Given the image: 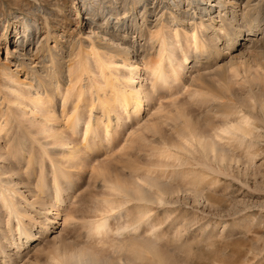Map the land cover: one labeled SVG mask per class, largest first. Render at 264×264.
I'll use <instances>...</instances> for the list:
<instances>
[{
  "label": "rangeland",
  "instance_id": "rangeland-1",
  "mask_svg": "<svg viewBox=\"0 0 264 264\" xmlns=\"http://www.w3.org/2000/svg\"><path fill=\"white\" fill-rule=\"evenodd\" d=\"M145 1L0 0V264H264V0L238 20L252 41L224 44L184 3V24L159 2L142 23ZM123 12L146 37L125 43L145 42L162 76L141 61L131 75L105 47L102 21ZM26 22L30 64L17 65L7 51ZM132 87L138 109L120 102ZM241 120L247 133L225 130ZM134 184L155 198L119 187Z\"/></svg>",
  "mask_w": 264,
  "mask_h": 264
},
{
  "label": "bare ground",
  "instance_id": "bare-ground-1",
  "mask_svg": "<svg viewBox=\"0 0 264 264\" xmlns=\"http://www.w3.org/2000/svg\"><path fill=\"white\" fill-rule=\"evenodd\" d=\"M260 1L261 0H146L145 2H143L142 4V10H141V19H142V23L145 22L144 20L146 19V22L147 21V16H145V14L151 11L154 10V7L157 5V3H163L161 8H166V9H172V8H176L178 9L179 12H176V14L172 17V22L175 21V24H177L178 22H181L182 24H184V16L181 15V12H185V9L182 8L183 6V3L187 6H190V8L194 7V9L192 11H189V15H190V20L191 22L195 19V18H198L199 22L198 24L199 25H203L205 27H209V28H212V29H215V34H217V36L215 37V40H217L219 43H223L224 42H228V41H232V40H237L238 37H240V35H243L242 37V40L243 41H252V36H253V33L251 32V29H249L248 27H246V29L244 30L243 27L239 28V22L238 20L242 19L243 17H245V7L248 9L250 8H254L255 9V5H258L260 4ZM261 6V4H260ZM212 7H217L219 8L217 11H216V15L217 16V20H215L213 18V16H210L208 15L207 18H203L204 15L208 14L209 12H212ZM259 7V6H258ZM228 8V9H227ZM181 10V11H180ZM247 10V9H246ZM224 11V12H223ZM243 11V12H242ZM170 13V12H169ZM172 13V12H171ZM170 13V14H171ZM163 14V13H162ZM245 15V16H244ZM125 12H123V18L120 19V17H115L116 18V23L114 24V27L110 26V20L109 18H104L105 20H103L102 22H105V25L102 29V32L104 33V35H107V40L105 41V47L108 48L109 51L111 52H114L116 53L117 55L121 56V61L123 64H125L126 66L129 65L130 67V71H131V75L133 76H136L138 75L140 72L139 70V67H138V64L139 62H143V67L142 68H146V66L148 67V64H149V70L151 72V74H153L155 72L156 75H159L158 73L161 74V69H157L156 67L158 66H155V68L159 71H156L154 67H150V63H153L154 60H157L154 58L153 60V57L152 55H150V50H149V46L148 47V50L147 49H144V44L145 42L143 43V45H136L134 46V39L131 40V42L129 44H126L125 43V40L128 39V36L133 32L135 33V28L137 26V22L135 21V17H132L134 18V20H132L131 23L128 24V22L125 19ZM160 17V16H159ZM171 17V16H170ZM92 18V17H91ZM194 18V19H193ZM86 19V16H84L83 14H81V16L79 17V19L77 20V23H78V26L79 27H82V25L85 23ZM93 19V18H92ZM158 19V18H157ZM156 19V21H157ZM88 20V19H87ZM206 21V22H204ZM214 22V23H213ZM216 22H218V25H213V24H216ZM92 24H94L92 21H91ZM119 23V24H117ZM151 23V22H150ZM212 23V24H211ZM96 24V23H95ZM187 24V23H186ZM195 24H197L195 22ZM133 25L135 26V28H133ZM154 25V24H153ZM23 34L18 35V32H15V35L17 36V39L15 41H11L12 43V47L7 51V54L8 53H12V52H18L17 54V59H18V64L17 65H21V64H30V62H27V56L26 54H24L23 50L25 49L26 50V44L28 41L32 40L34 37H35V31L37 29L36 27V24L35 22H26L23 24ZM98 26V24L96 25ZM142 26V24H141ZM138 27V26H137ZM192 27V26H191ZM91 28V27H90ZM89 28V32H90V29ZM142 28V27H141ZM39 29V28H38ZM139 29V28H138ZM144 29V28H143ZM211 29V30H212ZM25 30H30V32H28V34H24V31ZM159 30V29H158ZM196 30V29H195ZM195 30H194V24H193V35H195ZM137 31V30H136ZM214 31V30H213ZM158 32V31H157ZM155 32V33H157ZM221 33V34H218ZM46 33V32H45ZM139 37H142V39H144V35L145 34H142L141 33V29L137 31ZM162 34V33H161ZM158 35V34H157ZM148 36V35H147ZM215 36V35H214ZM149 37V36H148ZM169 37V36H168ZM43 38V37H42ZM102 38V37H101ZM100 38V39H101ZM146 38V37H145ZM162 38V39H161ZM161 38H159L156 43H160L162 44L163 43V35L161 36ZM212 38V37H211ZM19 40V41H18ZM167 40V39H166ZM145 41V39H144ZM154 42V40H152ZM165 41V40H164ZM169 41V40H168ZM10 42V41H9ZM148 42V40L146 41ZM211 42V41H210ZM166 43V42H165ZM163 43V44H165ZM140 44V43H139ZM155 43H153L154 45ZM209 44V43H208ZM212 44V43H211ZM239 44H242L244 45V42L240 43ZM8 45V44H7ZM36 48H41L40 47V44H39V41H36ZM148 45V43L146 44ZM152 45V46H153ZM171 45V44H170ZM47 45H45L46 47ZM160 46V45H159ZM171 47V46H170ZM169 47V49H170ZM48 48V50L50 49L49 47H46ZM152 48V47H150ZM164 48H167L166 46L163 47ZM42 49V48H41ZM171 50V49H170ZM205 50V49H204ZM38 51V50H37ZM51 51V49H50ZM147 51V52H146ZM158 51L160 52H163L162 49H159L158 48ZM166 51V50H165ZM169 52L168 50L166 51V53H164V56H162L161 54H158V55H155L157 56L159 59L158 60H161V59H165V54H167L166 57H169L170 54L167 53ZM212 52V51H211ZM155 53V52H154ZM158 53V52H157ZM171 53V52H170ZM55 54V53H54ZM53 54L52 52V55L49 59H52V57H55V55ZM58 54V53H57ZM223 54L224 51H223ZM49 55V56H50ZM69 55V52L66 56ZM20 56V57H18ZM22 57V58H21ZM65 57V56H64ZM56 58V57H55ZM61 58V57H60ZM171 58V57H170ZM105 59V58H104ZM53 60V59H52ZM55 61V60H54ZM64 61V60H63ZM106 61V60H105ZM102 62V61H101ZM159 62V61H158ZM169 62V61H168ZM59 63V62H58ZM156 63V61H155ZM154 64V63H153ZM158 65V64H157ZM152 66V65H151ZM30 67V66H29ZM55 67V66H54ZM181 67V66H180ZM144 68V70H146ZM114 69V68H113ZM176 69H179V67H177ZM10 70V66L9 64L8 65H0V75H2L3 78H5V76L7 75V73L9 72ZM115 70H116V67H115ZM11 71V70H10ZM90 71V70H89ZM147 71V70H146ZM179 71V70H177ZM148 72V71H147ZM149 73V72H148ZM155 75V76H156ZM163 75V73L161 74V76ZM175 75V74H174ZM70 76V75H69ZM158 77V76H156ZM124 78V77H123ZM119 79V78H117ZM125 81H127V77L125 76ZM163 80V79H162ZM168 80V79H167ZM118 81V80H117ZM121 81H124V80H121ZM119 80V82H121ZM164 81V80H163ZM98 83V82H96ZM131 83V82H129ZM99 84V83H98ZM30 86H33V84L31 85L30 83L28 84ZM54 86V89L56 88L57 86V81H56V84L53 85ZM99 87L101 86V84L98 85ZM97 88V87H95ZM101 89V88H100ZM98 90V89H97ZM123 95H122V92H121V96L122 99L120 100L121 104L123 105L124 108H126V106H128V104L132 103V108L134 109H138L140 104H141V101H140V90L138 89H135L132 87V89H130L129 91H126L124 90L123 91ZM132 97H131V95ZM120 96V95H118ZM121 98V97H120ZM132 98V99H130ZM129 99L131 100V102H129ZM114 102V101H113ZM117 102V101H116ZM118 103V102H117ZM111 104V103H110ZM115 104V103H114ZM228 127V129H227ZM225 128V130L229 131H240L241 133L242 132H248L247 129L245 128V126L242 124V120L240 122H236V123H233V124H229ZM85 133V132H84ZM86 134V133H85ZM84 134V135H85ZM245 134V133H244ZM206 148L210 147L209 150L212 151L214 147V145H212L210 142H202ZM206 150V149H205ZM221 155V154H220ZM219 158H223V156L221 155V157L219 156ZM0 181H1V178H0ZM149 183L152 184V182L150 181ZM157 183V182H156ZM159 184V182H158ZM158 184H155V185H158ZM163 185L162 183L160 184V186ZM117 186V185H116ZM119 186V185H118ZM117 186V187H118ZM165 186V185H164ZM121 187V191H124V192H127L128 194H131V195H134L136 198L138 199H142L145 201L148 202V200H152L154 199L155 195H149V192H147L146 190L140 188L139 186H137V184H134L133 187H130V188H127V187H124V186H119ZM159 187V186H158ZM4 188V187H3ZM160 188V187H159ZM7 189V188H5ZM160 190H162V192L164 191L162 188H160ZM166 190V189H165ZM6 191V190H4ZM160 192V191H159ZM158 192V194H159ZM5 192H3L2 189H0V199L2 200V204L6 207V209L9 207L8 205L10 204V200H8L7 198H4L2 196H4ZM11 196V195H10ZM133 196V197H134ZM159 196L157 195L156 199H159L160 200V197L158 198ZM155 199V200H156ZM154 200V201H155ZM3 206V207H4ZM4 207V208H5ZM7 211H9V213L11 212L10 209H7ZM8 212H7V218H10L8 217V215H10ZM12 217L14 218V220L17 219V230L18 231V234L19 236H17V239L20 238L21 235H25V237H27V231L25 230L24 228V224L19 222L18 218L20 217V215L14 211V213L12 214ZM12 218V219H13ZM11 219V218H10ZM30 233V232H28ZM33 236V237H31ZM23 237V236H22ZM34 237L36 238V234L33 235L32 233L30 234V237L29 238H23V239H26L25 242H30L31 240L33 241ZM74 258V256H73ZM68 259V257L66 258ZM70 261V260H69ZM81 259H77L76 262H80ZM93 264H105V263H102L100 262L99 259L95 258L93 259Z\"/></svg>",
  "mask_w": 264,
  "mask_h": 264
}]
</instances>
